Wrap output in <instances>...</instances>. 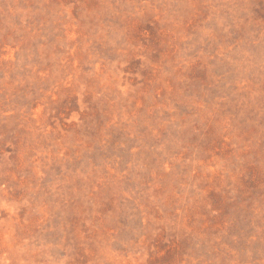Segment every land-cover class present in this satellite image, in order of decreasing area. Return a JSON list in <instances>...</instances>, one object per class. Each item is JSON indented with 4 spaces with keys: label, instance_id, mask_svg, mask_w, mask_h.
Listing matches in <instances>:
<instances>
[{
    "label": "rangeland",
    "instance_id": "374dc122",
    "mask_svg": "<svg viewBox=\"0 0 264 264\" xmlns=\"http://www.w3.org/2000/svg\"><path fill=\"white\" fill-rule=\"evenodd\" d=\"M0 264H264V0H0Z\"/></svg>",
    "mask_w": 264,
    "mask_h": 264
}]
</instances>
